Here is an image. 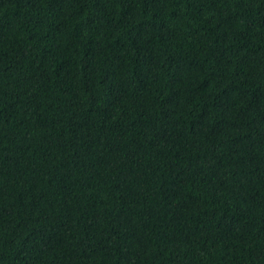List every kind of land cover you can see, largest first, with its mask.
Here are the masks:
<instances>
[{
    "label": "trees",
    "instance_id": "trees-1",
    "mask_svg": "<svg viewBox=\"0 0 264 264\" xmlns=\"http://www.w3.org/2000/svg\"><path fill=\"white\" fill-rule=\"evenodd\" d=\"M0 264H264V0H0Z\"/></svg>",
    "mask_w": 264,
    "mask_h": 264
}]
</instances>
